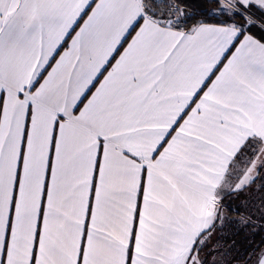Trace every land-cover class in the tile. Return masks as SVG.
<instances>
[{
  "label": "snow or ice",
  "instance_id": "6c2138e0",
  "mask_svg": "<svg viewBox=\"0 0 264 264\" xmlns=\"http://www.w3.org/2000/svg\"><path fill=\"white\" fill-rule=\"evenodd\" d=\"M260 233L264 0H0V264H264Z\"/></svg>",
  "mask_w": 264,
  "mask_h": 264
},
{
  "label": "trees",
  "instance_id": "16d2710c",
  "mask_svg": "<svg viewBox=\"0 0 264 264\" xmlns=\"http://www.w3.org/2000/svg\"><path fill=\"white\" fill-rule=\"evenodd\" d=\"M231 215L233 216V218H236V214L235 213H232ZM237 239L242 240L243 237H238ZM262 239H264V233H260L259 235L253 237L252 240L249 241V242L253 243L254 245H260L261 247H264V245H261V240ZM249 242H245L244 244L240 245V247L243 249V247H245L246 244L249 243Z\"/></svg>",
  "mask_w": 264,
  "mask_h": 264
}]
</instances>
